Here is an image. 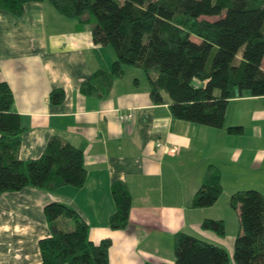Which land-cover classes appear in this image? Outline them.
I'll return each mask as SVG.
<instances>
[{
	"label": "crops",
	"instance_id": "1",
	"mask_svg": "<svg viewBox=\"0 0 264 264\" xmlns=\"http://www.w3.org/2000/svg\"><path fill=\"white\" fill-rule=\"evenodd\" d=\"M115 58L111 46L94 43L90 24L48 1L27 3L20 16L0 10V81L10 86L21 116L20 157H40L59 135L83 151L87 169L81 187L26 186L0 195V264L42 262L39 242L51 235L45 213L51 202L74 208L92 242L111 239V264H175L174 235L181 231L224 247L228 264H237L240 223L237 232L219 236L202 222H240L238 211L230 210L231 195L247 189L264 194V96L232 98L224 126L213 128L175 118L167 102L154 103L141 68L125 66L105 98L82 93V83L99 69L110 70ZM55 88L65 91L59 104L50 99ZM130 111L132 119L119 118ZM235 125L243 126L241 135L228 132ZM211 164L221 171L223 193L214 205L193 208ZM115 181L125 182L132 195L129 225L121 230L110 227ZM57 224L74 228L68 218Z\"/></svg>",
	"mask_w": 264,
	"mask_h": 264
},
{
	"label": "trees",
	"instance_id": "2",
	"mask_svg": "<svg viewBox=\"0 0 264 264\" xmlns=\"http://www.w3.org/2000/svg\"><path fill=\"white\" fill-rule=\"evenodd\" d=\"M44 1L64 16L90 24L94 43L115 50L112 68L99 69L82 83L86 95L105 98L125 66L141 68L154 103L167 102L175 118L213 128L224 126L232 98L244 93L264 96V0H0V10L20 16L27 3ZM64 98L63 88L50 94L55 104ZM13 104L14 94L1 80L0 195L26 186L50 191L64 185L81 187L87 177L84 153L59 135L49 139L40 157H20L24 129ZM228 132L241 135L244 129L235 125ZM222 193L221 171L211 164L191 207H210ZM112 194L110 227L126 229L132 206L129 187L115 181ZM229 205L240 218L235 262L264 264V194L257 189L236 191ZM45 213L51 235L39 242L40 264H111V239L92 242L88 223L74 208L51 202ZM61 217L72 219L74 228H60ZM202 228L226 235L223 219L205 218ZM174 250L175 264L229 262L224 247L184 231L174 235Z\"/></svg>",
	"mask_w": 264,
	"mask_h": 264
},
{
	"label": "rangeland",
	"instance_id": "3",
	"mask_svg": "<svg viewBox=\"0 0 264 264\" xmlns=\"http://www.w3.org/2000/svg\"><path fill=\"white\" fill-rule=\"evenodd\" d=\"M230 210H231V212H235L234 209H230ZM239 223L240 222L238 220L229 218V220L226 223V229L228 231V234L233 233V232H237L239 229ZM233 239H235V238H233ZM233 243H234V240H233Z\"/></svg>",
	"mask_w": 264,
	"mask_h": 264
},
{
	"label": "built area",
	"instance_id": "4",
	"mask_svg": "<svg viewBox=\"0 0 264 264\" xmlns=\"http://www.w3.org/2000/svg\"><path fill=\"white\" fill-rule=\"evenodd\" d=\"M133 112H126V113H120L119 114V118L121 119V120H130V119H132L133 118Z\"/></svg>",
	"mask_w": 264,
	"mask_h": 264
},
{
	"label": "water",
	"instance_id": "5",
	"mask_svg": "<svg viewBox=\"0 0 264 264\" xmlns=\"http://www.w3.org/2000/svg\"><path fill=\"white\" fill-rule=\"evenodd\" d=\"M203 85H204V84H203ZM203 85H202V86H203Z\"/></svg>",
	"mask_w": 264,
	"mask_h": 264
}]
</instances>
